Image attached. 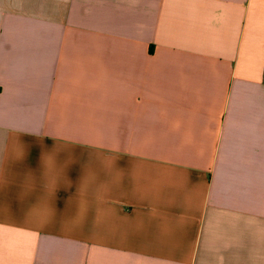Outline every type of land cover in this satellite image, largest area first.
Instances as JSON below:
<instances>
[{
    "label": "crops",
    "instance_id": "obj_1",
    "mask_svg": "<svg viewBox=\"0 0 264 264\" xmlns=\"http://www.w3.org/2000/svg\"><path fill=\"white\" fill-rule=\"evenodd\" d=\"M0 264H264V0H0Z\"/></svg>",
    "mask_w": 264,
    "mask_h": 264
}]
</instances>
